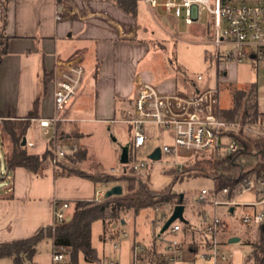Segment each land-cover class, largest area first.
Returning a JSON list of instances; mask_svg holds the SVG:
<instances>
[{"label":"crops","instance_id":"0c3cea01","mask_svg":"<svg viewBox=\"0 0 264 264\" xmlns=\"http://www.w3.org/2000/svg\"><path fill=\"white\" fill-rule=\"evenodd\" d=\"M134 1L135 14L122 8L118 0H0V32L4 30L9 36L0 66V109L5 115L13 111L16 117H25L38 99L37 117H58L48 134L37 122L31 121L25 136L27 141L34 142V146H28L30 152L42 154L53 148L58 144L59 131L60 135L66 134L61 139L64 144L86 149L88 157L89 147L81 142L89 135L86 123H113L119 115L125 122L140 81L155 82L166 92L194 88L196 83L184 77L172 73V76H157L152 70L141 68L157 44V39L151 36L153 33L144 27L148 13L156 19L155 10L170 12L151 8L143 0ZM78 62L86 66L84 81L68 104L56 110L57 74ZM219 62L222 69L218 76L227 80L228 69L237 63ZM47 75L50 79L45 89ZM3 119L0 117V136ZM1 147L5 152L6 146L1 143ZM48 159L35 174L23 166L5 168V174L0 170V242L26 238L52 226L54 210L62 201H69L71 214L76 201L95 199L100 191L105 193L100 182L78 174L61 173L51 157ZM113 225L109 227L117 228L119 224ZM104 234L113 236V231L104 229ZM50 239L54 251V242ZM164 241L160 237L158 253ZM41 242L33 262L47 264L49 253L39 252ZM136 244L132 246L131 263L135 259ZM139 253L137 264H151ZM52 264H55L53 252Z\"/></svg>","mask_w":264,"mask_h":264},{"label":"rangeland","instance_id":"374dc122","mask_svg":"<svg viewBox=\"0 0 264 264\" xmlns=\"http://www.w3.org/2000/svg\"><path fill=\"white\" fill-rule=\"evenodd\" d=\"M155 16L156 19L148 13V20H145L147 25H144V27L149 28V32L153 33L151 36L157 39V44L155 48H152L151 54L142 63L141 68H148L157 76L162 74L164 76H172V73L177 77H184L187 81L196 83L200 90L208 87H218L219 107H229L231 105L229 85L248 87L253 82H257L260 111L263 115L264 123V63L260 62L257 65L246 59L244 62L237 63V66H230L228 69L229 78L222 80L223 77L219 78L218 76L219 71L222 69V64L215 57L216 45L211 42L212 37L210 35L214 30V19L206 8L201 10L200 19L193 24L185 22L184 9L179 17L157 10H155ZM199 76H201V79L198 78ZM179 89L185 91L183 88ZM128 107L129 105H127ZM126 113L127 111L124 112V117ZM86 126L89 135L81 142H85L89 147V153L85 160L78 162V167L92 174H101L99 176L101 188L106 191L113 185L122 184L125 191L127 187L125 178L136 175L143 179H148L150 186L154 190H170L179 195L184 194L183 198L186 207L184 217L190 222L193 229L204 228L203 211L210 218L216 214L226 222V226L219 231L222 236L219 234L218 238L225 243L227 248L232 250L231 264H249L250 258L248 254L252 247L245 244V242L254 241L258 237V225L248 226L242 224L238 219V212L229 214L228 206L226 205L215 206L211 203L199 204L197 202L198 195L202 189L214 190L215 185L212 178L194 176L189 168H191L195 155H198V157H210L218 151L215 153L206 151L197 154L188 152V158L163 151L161 158L154 160L149 156L156 148L163 149L164 145L173 142L171 130L164 129L161 124H145L148 138L140 147H134L133 133L120 115L113 123H86ZM226 129L227 127L223 130ZM65 135V132L60 135L58 131L57 145L58 148L68 151L65 154H70L72 153V147L61 141V139L65 138ZM129 144H132L131 161L127 164H122L120 161L122 147ZM64 158V156L61 157V160H64ZM46 160L48 161L49 159ZM176 161H178L177 165L175 164ZM143 162L146 163L145 166H142ZM134 164L139 167V170L133 168ZM114 167H118V170L113 171L112 168ZM5 168L4 151L0 143V170L3 171V174L6 173ZM174 172L178 175V178H175ZM1 185L2 181H0ZM239 191H236L232 196L239 194ZM254 199L253 191H247L237 197L240 202ZM167 213L168 217L172 211L168 209ZM164 222L165 219L163 220L160 213L153 208L141 210L135 218H129L124 224L120 222L117 228H110L109 226L105 228L103 221L96 220L92 224V243L97 249L100 261L87 262L83 254L80 253L78 264H107L111 260L118 262V264H131V250L134 242L139 244L138 241H141L144 244L148 243V245H151V242L157 239ZM104 229H112L113 236H105ZM123 230L127 231V235L124 234ZM183 235V232L174 234L168 230L163 237L165 240L174 237L181 239ZM235 235L240 236L241 240L229 243L230 237ZM104 236L106 239H104ZM207 236L209 235L207 234ZM194 238L199 242L201 241L202 235L198 230L194 232ZM185 239L188 242L190 235L185 236ZM115 243L118 244L117 248L114 247ZM52 246L50 238L43 239L39 246V252L49 253L50 255H46L47 264H52ZM205 251V247L201 246L199 248L197 262L199 264H213L211 260L203 261L201 259V254ZM65 262L61 263L65 264ZM0 264H13V261L9 257L0 258Z\"/></svg>","mask_w":264,"mask_h":264},{"label":"built area","instance_id":"2783aa9c","mask_svg":"<svg viewBox=\"0 0 264 264\" xmlns=\"http://www.w3.org/2000/svg\"><path fill=\"white\" fill-rule=\"evenodd\" d=\"M151 8H162L174 16L182 15L184 9L185 22L193 24L200 19L201 10L206 8L214 19V30L210 33L211 42L216 45L215 57L223 61L244 62L249 59L254 64L264 63V0H143ZM86 66L83 63H74L59 72L55 79L54 106L56 110L63 109L70 99L76 95L84 81ZM201 79V76L198 77ZM189 91L166 92L153 82H139L137 93L133 100V107L128 111L125 122L133 133L134 147L142 146L148 134L146 123L161 124L164 129L171 130L173 142L164 145L163 151L175 153L177 156L188 158V152L200 153L211 151H224L233 153L240 147L237 139L223 134L226 126L218 117L219 89L208 87L200 90L195 84ZM58 120L57 116L51 118L37 117V122L45 133ZM264 135V130L260 131ZM29 147L34 146L33 141H26ZM72 150H77L73 147ZM52 163L56 165L65 151L55 144L52 148ZM178 164V161L175 162ZM146 163L143 162L142 166ZM183 165V164H182ZM133 168L139 170L134 164ZM113 171L118 167L112 168ZM247 191H253L254 200L238 201L237 197ZM229 188L220 190L202 189L198 195L199 204L211 203L213 205L228 206V213L238 212V219L245 225H258L264 219V177L251 179L241 188L239 194L229 197ZM104 192H98L95 201H100ZM210 200V202H208ZM69 201H62L54 210L53 226L63 224L70 217ZM171 215V214H170ZM204 228L209 236L203 243L206 251L201 254L203 261L211 260L213 264H231L233 252L220 241L218 233L226 226L225 220L216 214L210 216L203 211ZM182 222H173L169 231L177 233L181 230ZM127 235V231L123 230ZM117 246V244H115ZM147 249L145 244L134 247L135 259L131 264H137L139 252ZM67 247L55 246L53 261L60 264L65 260ZM199 254V250L187 247L183 239L171 238L164 241L159 251L160 264H199L196 260H189V255ZM107 264H117L111 260Z\"/></svg>","mask_w":264,"mask_h":264},{"label":"trees","instance_id":"16d2710c","mask_svg":"<svg viewBox=\"0 0 264 264\" xmlns=\"http://www.w3.org/2000/svg\"><path fill=\"white\" fill-rule=\"evenodd\" d=\"M118 4L132 14L136 13L134 0H118ZM8 42L9 36L2 30L0 32V66L4 52L8 48ZM48 76L45 77V89L50 79ZM229 89L231 105L219 107L218 117L227 126V129L222 131L223 134L237 139L240 147L230 154L218 151L210 157L195 155L189 170L194 176L212 178L217 190L228 187V196L230 197L236 191L241 190L247 181L264 177V135L260 133L264 130V123L260 111L257 82H253L248 87L229 85ZM37 115L38 99L33 110L25 117H16L13 111L5 115L0 109V117L4 118L0 139L1 143L6 146L4 152L6 169L12 170L23 166L35 174L40 170L43 162L48 157H52L51 147L44 153L37 154L30 152L27 145H22L31 121ZM131 149L132 144H129V161H131ZM86 158L87 150L79 148L77 151L72 150V153L65 155V160H59L56 165L61 173L78 174L99 182L101 174H92L78 167V162ZM175 178H178L177 174H175ZM125 179L127 187L120 195L103 197L100 201L94 199L76 201L70 219L63 224L52 225L47 229L43 228L26 238L0 242V258L9 257L13 264H36L33 262V258L37 253V246L44 238L49 237L53 239L54 246L64 245L67 247L63 261H66L65 264H78L80 253L83 254L87 262H99L97 249L92 243L94 221L101 220L105 226H111L114 222L120 224L122 219L126 221L129 218H135L143 209L153 208L166 222L168 209L172 211L176 204L184 203V198L181 199V195L177 193L170 190H154L148 179L136 175ZM258 227V237L254 241L245 242L252 247L248 254L249 264H264V219L258 224ZM196 230L202 235L200 242L194 238ZM179 232L184 233V244L195 250H199L207 240L206 230L193 229L189 221L182 223ZM164 233H159L157 239H154L144 252H140L139 256L147 257L151 264H159L157 250L160 246L159 239L163 237ZM187 235H190L188 242L185 239ZM196 258L195 254L189 256L190 260H196Z\"/></svg>","mask_w":264,"mask_h":264},{"label":"water","instance_id":"95a60500","mask_svg":"<svg viewBox=\"0 0 264 264\" xmlns=\"http://www.w3.org/2000/svg\"><path fill=\"white\" fill-rule=\"evenodd\" d=\"M26 137L23 138L22 141V145H26ZM161 149L160 148H156L151 154H150V158L157 160L161 158ZM120 161L122 164H127L129 162V145H125L122 147V152H121V156H120ZM124 191L122 184H116L113 185L111 188H109L108 190L105 191L104 193V197H109L112 195H120L122 194ZM184 194H181V199H183ZM184 211H185V204L184 203H178L175 205V207L173 208V211L171 213V215L167 218L166 222L164 223L162 229L160 230V234L164 233L165 231L168 230V228L170 227V225L175 222L176 220H180L182 222H187V219L184 217ZM70 219V217H69ZM126 221L124 219H122L121 223H125ZM117 222H114V227L117 226ZM241 240L240 236H232L229 239V243H235V242H239Z\"/></svg>","mask_w":264,"mask_h":264}]
</instances>
